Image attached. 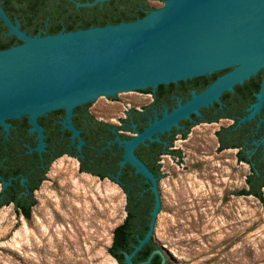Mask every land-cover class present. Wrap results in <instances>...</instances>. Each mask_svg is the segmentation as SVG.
I'll use <instances>...</instances> for the list:
<instances>
[{"label":"water","instance_id":"water-1","mask_svg":"<svg viewBox=\"0 0 264 264\" xmlns=\"http://www.w3.org/2000/svg\"><path fill=\"white\" fill-rule=\"evenodd\" d=\"M73 1V0H71ZM112 0H95L77 6H95ZM0 17L23 44L0 51V126L10 134V120L28 117L31 133L39 132L40 154L45 150L39 117L66 109L64 128L81 139L73 124V111L107 97L141 95L160 85L179 83L232 68L201 93L193 92L185 104L165 112L130 140L117 137L125 152L121 167L131 164L155 194L150 229L126 262L155 236L162 209L159 179L136 155V148L160 141L154 135L180 127L182 120L200 115L204 107L220 102L225 91L264 71V0H167L146 17L86 30L43 36L29 35L15 24L0 2ZM257 101L238 125L252 121L264 105V77ZM84 141L78 150L82 152ZM121 171L119 172V174ZM3 180L4 187L12 181ZM119 181V176L116 177ZM25 182V179H23ZM149 260L139 264H150Z\"/></svg>","mask_w":264,"mask_h":264},{"label":"rangeland","instance_id":"rangeland-1","mask_svg":"<svg viewBox=\"0 0 264 264\" xmlns=\"http://www.w3.org/2000/svg\"><path fill=\"white\" fill-rule=\"evenodd\" d=\"M147 98L107 97L92 108L115 121L127 104L141 106ZM220 127L195 126L174 145L181 156L162 161L155 239L175 264H264V202L236 194L250 167L236 150L220 151ZM35 197L31 220L13 206L0 209V264H118L109 253L126 218V194L117 183L83 173L77 159L64 156Z\"/></svg>","mask_w":264,"mask_h":264},{"label":"flooded vegetation","instance_id":"flooded-vegetation-1","mask_svg":"<svg viewBox=\"0 0 264 264\" xmlns=\"http://www.w3.org/2000/svg\"><path fill=\"white\" fill-rule=\"evenodd\" d=\"M231 70L232 68L219 71L221 72L220 74H218L219 72L212 74V77L217 76L214 81H210L207 77H198L189 81L160 85L156 90L148 89L145 91L148 103H144L141 106L127 104L128 108L126 107L125 112L119 115L115 121L99 117L92 108V104L80 110L79 115L75 113L74 109L73 124L81 135V139L77 138L76 142H73L72 139L73 132L71 131L72 133H70L69 129L64 128L63 122L66 119L67 112L66 114L62 112L47 113L38 119L39 125L44 129L45 142L43 156L39 157L30 155L36 151L35 148L40 143L39 132L31 133V127L25 124L15 125L10 121L12 126L9 136H7L4 129L0 130V136H2L0 138V176L7 182L21 178L20 184L24 186V189H19L16 186V189L8 190V187L12 186L13 183L5 188L3 180L0 179L2 186L0 194H4L6 191L25 195L30 194L31 186L36 184L41 172L47 167V161L61 152L64 153L55 161L64 156H70L79 161L81 169L82 163L80 159L82 157L77 155L81 153L78 150L81 140L84 141L82 152L84 157L86 156L85 166L88 170L95 168L92 160L98 162L100 156L107 152L108 149L109 162L120 163L123 160L125 150L116 141L117 137L123 140L132 139L138 132H143L152 121L162 118L165 112H172L180 103L185 104L188 102L192 98L194 91L198 94L203 92L220 76ZM263 77L264 71L262 79ZM236 86L234 87V92L225 91L221 95L220 102L216 101L214 105L202 108L200 115L193 114L190 119L182 120L179 123V128L172 127L171 130H166L153 136V138H159L160 141L150 142L147 140L146 143L139 145L135 150L136 155L148 160H156L161 165L162 171L164 156L174 157L171 152L180 151L174 147L178 137L186 139L187 137H184L185 133L188 132L189 135L191 130L199 124L219 123L221 127L218 131L223 129L230 130L227 133V147L221 152L236 150L238 154L244 149L248 159H251L257 152H260L261 156L264 157V105L261 112L256 115L249 125L234 134L236 119L244 117V113L248 115L249 108L256 102V95L259 93L253 92L250 99L249 95L245 96L243 94V96L240 95L242 98L240 99L239 93L241 89H236ZM253 97H255V100L252 102L251 98ZM80 119H82L81 123ZM45 153H47V156L44 155ZM83 173L96 176L91 171H83ZM47 174L48 172L46 176ZM110 174L115 175L113 172ZM6 175L8 179L5 178ZM117 175H119V171H117ZM22 179H25V182ZM160 181L161 179H159V185ZM39 189H35L34 194ZM15 205L14 202H11L4 205V207L13 206L15 208Z\"/></svg>","mask_w":264,"mask_h":264},{"label":"trees","instance_id":"trees-1","mask_svg":"<svg viewBox=\"0 0 264 264\" xmlns=\"http://www.w3.org/2000/svg\"><path fill=\"white\" fill-rule=\"evenodd\" d=\"M94 1L95 0H0L3 8L12 21L15 24L20 22L22 30L33 36L39 33L43 36L56 35L61 32L86 30L92 27H103L120 24L122 22L136 21L146 17L152 11L159 9V5H164L167 0H112L103 4L99 3L95 6H77V2L85 4ZM21 44H23V42L19 38L13 34H9V28L0 17V51ZM220 73L221 72L218 74ZM262 75L263 70L250 80H247L244 84H238L236 89H241L239 96H243V94L245 96L249 95L250 99L253 92H259L263 81ZM200 77H207L210 81H214L217 76L212 77L211 75H205ZM197 78L198 77L193 79ZM241 96L240 99H242ZM254 100L255 97L251 98L252 102ZM90 105L91 103H88L76 107L75 113L79 115L80 110ZM58 112L66 114V109H60L49 113L53 114ZM243 116L246 117L247 113H244ZM242 118L236 119V130H234V134L238 133L251 122L248 121L238 125ZM10 121L15 125L25 124L28 127H32L28 117L12 119ZM81 121L82 119H80V123ZM1 129L3 128L0 126V130ZM229 131L230 130L223 129L216 133L220 142V151L227 147V133ZM70 133L72 132L70 131ZM187 135L188 132L185 133L184 137H187ZM0 138H2V136H0ZM63 153L64 152L58 153L47 161V167L43 171L41 170V175L36 184L31 186L30 194L25 195L19 194L18 192L12 193L7 191L4 194H0V209H2L4 205L14 202L16 204V212L24 216L26 220H31L33 209L37 205L34 190L39 189L42 182L46 179V173L49 171L52 163ZM171 153L175 158L181 156L180 151H172ZM30 155L39 157L41 155L43 156V153L40 154L36 150ZM44 155L47 156V153ZM77 155H81L82 157L80 159L82 163V172L91 171L94 175L100 177V179H109L117 183L126 194V218L113 232V241L109 248V253L118 264H128L126 262V254H131L134 251L136 246L139 245L140 240L146 237L150 229L152 211L155 206V194L150 189L151 183L147 182L142 174L137 173L136 169L131 164L121 167L120 163L109 162V149L100 156L98 162L92 160V164L95 166L92 170L86 168V156L84 157L83 152ZM247 157L244 149L237 154V158L240 162H244L250 166V173L246 178V186L236 194L238 196H253L261 202H264V157L261 156L260 152L253 155L251 159ZM139 158H141L159 179L162 178L161 165L158 164L156 160ZM117 171H121V173L117 175ZM112 172L115 173V175H111L110 173ZM26 174H28V172H26ZM117 176H119V181L116 180ZM5 178L8 179V176L6 175ZM20 182L21 178L13 180V185L9 186L8 190H14L16 186L19 189H24V186H22ZM155 251H160V253L154 255L150 264H175L167 255L162 245L157 242L155 236H153L137 253L133 258V262L135 264L145 262L149 260Z\"/></svg>","mask_w":264,"mask_h":264}]
</instances>
